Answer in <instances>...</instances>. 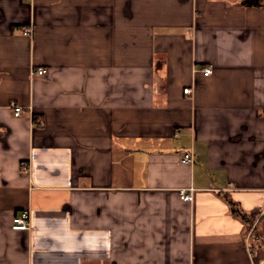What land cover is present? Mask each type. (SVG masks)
<instances>
[{"label": "crops", "instance_id": "0c3cea01", "mask_svg": "<svg viewBox=\"0 0 264 264\" xmlns=\"http://www.w3.org/2000/svg\"><path fill=\"white\" fill-rule=\"evenodd\" d=\"M263 262L264 4L0 0V264Z\"/></svg>", "mask_w": 264, "mask_h": 264}, {"label": "built area", "instance_id": "2783aa9c", "mask_svg": "<svg viewBox=\"0 0 264 264\" xmlns=\"http://www.w3.org/2000/svg\"><path fill=\"white\" fill-rule=\"evenodd\" d=\"M24 34L26 35H31L32 34V30L31 29H26L24 31ZM46 68L45 67H38L37 69H35V73L40 74V75H44L46 73ZM203 72L205 75H209L213 72V67L212 66H207L203 69ZM185 92H190L191 89L189 87H186L184 89ZM14 114L16 116L21 115V113L24 111V107L22 105H18V104H14ZM194 153L193 151H188L186 153H184L181 157V161L184 163H190L194 160ZM23 169H27L29 167V165H27L26 163H23L22 165ZM184 199L187 200H191L193 198V195L191 193H186V192H182L181 195ZM31 226V213L29 210H23L19 213H16L13 217V222H12V227L14 229H29ZM256 236V235H254Z\"/></svg>", "mask_w": 264, "mask_h": 264}, {"label": "trees", "instance_id": "16d2710c", "mask_svg": "<svg viewBox=\"0 0 264 264\" xmlns=\"http://www.w3.org/2000/svg\"><path fill=\"white\" fill-rule=\"evenodd\" d=\"M244 3L250 6H260L264 4V0H244ZM259 212L260 210H255L252 213V217L246 216L245 218L247 219V221L252 220L256 216V214H258Z\"/></svg>", "mask_w": 264, "mask_h": 264}, {"label": "water", "instance_id": "95a60500", "mask_svg": "<svg viewBox=\"0 0 264 264\" xmlns=\"http://www.w3.org/2000/svg\"><path fill=\"white\" fill-rule=\"evenodd\" d=\"M262 264H264V262Z\"/></svg>", "mask_w": 264, "mask_h": 264}]
</instances>
